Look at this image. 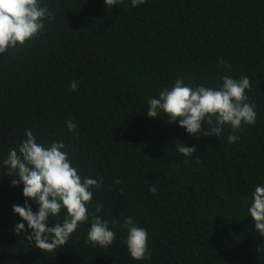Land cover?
Masks as SVG:
<instances>
[{
  "label": "trees",
  "instance_id": "obj_1",
  "mask_svg": "<svg viewBox=\"0 0 264 264\" xmlns=\"http://www.w3.org/2000/svg\"><path fill=\"white\" fill-rule=\"evenodd\" d=\"M40 2L54 19L0 55V264H264V237L248 214L264 186V0ZM225 75L250 79L245 94L257 113L236 142H227L229 125L219 137H196L163 113L147 116L148 100L177 79L217 89ZM27 131L45 147L63 141L81 178L100 184L88 221L51 252L25 239L30 229L14 232L17 223L27 229L13 212L25 205L23 185L11 186L3 161ZM176 142L196 153L182 156ZM96 205L116 234L108 248L84 243ZM127 217L147 231L150 259L131 258Z\"/></svg>",
  "mask_w": 264,
  "mask_h": 264
},
{
  "label": "clouds",
  "instance_id": "obj_2",
  "mask_svg": "<svg viewBox=\"0 0 264 264\" xmlns=\"http://www.w3.org/2000/svg\"><path fill=\"white\" fill-rule=\"evenodd\" d=\"M104 2L109 7L123 3V0ZM145 2L131 0L133 7ZM51 19H54L53 13L46 4L42 6L40 0H0V55L16 50L18 46L23 47L26 42L35 39L42 32L44 21ZM219 63L225 64V61L220 60ZM221 80V86L213 89L204 86L190 88L185 86L182 79H177L170 89H163L159 93V98L148 100L147 116L157 118L163 113L169 123L178 121L179 127L196 137H219L224 126L229 125L233 134L228 135L227 142L234 143L239 140V136L234 133L242 131L243 125H254L256 122L255 105L249 102L245 94L251 82L247 76L235 80L225 75ZM77 88V83L73 81L70 89L76 91ZM205 121L208 127L202 128ZM66 126L70 132L76 129L72 121H67ZM25 135L26 139L18 149L9 150L3 161L9 169L7 175L12 177L11 186L23 185L25 205H13V212L26 222L27 229L25 223H17L14 232L19 235L30 229L25 239L34 244L35 248L51 252L66 245L78 226L88 221L86 205L93 198L91 189L100 187V184L92 178H81L78 170L72 166L63 141L45 147L37 143L31 131ZM176 148L184 157L196 153L195 147L184 146L179 142H176ZM195 163H200L199 158ZM149 191L154 194L156 187H150ZM29 199L38 205L37 212L34 213L28 205ZM61 210L67 213L63 222L48 227V217L58 216ZM100 211L101 205H96L84 243L108 248L116 234L109 229L108 221L99 217ZM248 214L255 222L256 231L264 237V186H257L252 193ZM124 227L127 229L124 243L131 258L136 261L150 259L147 231L137 226L131 217L124 220Z\"/></svg>",
  "mask_w": 264,
  "mask_h": 264
}]
</instances>
